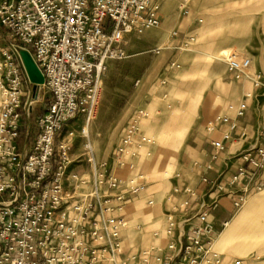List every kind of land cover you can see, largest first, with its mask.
Here are the masks:
<instances>
[{
	"label": "built area",
	"instance_id": "obj_1",
	"mask_svg": "<svg viewBox=\"0 0 264 264\" xmlns=\"http://www.w3.org/2000/svg\"><path fill=\"white\" fill-rule=\"evenodd\" d=\"M162 1L0 0V264H250L246 258L227 260L216 252L215 236L229 223L216 224L212 210L231 184L246 180V188L264 189V127L261 143H250L230 184L214 177V162L197 169L206 188L195 189L185 180L175 184L169 197V243L156 244L160 237L155 231L149 251L129 250L130 240L122 237L126 221L108 215V205L114 198L122 208L131 195L150 185V176L127 186L107 168H99L89 143L90 178L73 174L66 181L71 141L61 143L57 151L59 134L84 116L82 134L88 137L107 74L128 56L127 37L161 27ZM22 50L31 53L45 84L32 83ZM251 62L235 53L226 57L229 72L239 77ZM258 75L254 82L264 96V79ZM229 109L242 117L249 106L244 100ZM155 116L139 110L126 125L117 149L120 164L157 143L142 129V121ZM218 121L206 125L215 155L232 139L229 131L219 129ZM249 137L244 130L242 138ZM108 188L119 192L103 195ZM247 197L245 193L236 199V206ZM126 253L127 261L120 263L118 256Z\"/></svg>",
	"mask_w": 264,
	"mask_h": 264
},
{
	"label": "rangeland",
	"instance_id": "obj_2",
	"mask_svg": "<svg viewBox=\"0 0 264 264\" xmlns=\"http://www.w3.org/2000/svg\"><path fill=\"white\" fill-rule=\"evenodd\" d=\"M192 3L193 1L190 3L184 1L183 9L194 6ZM197 9L205 18V24L213 26V31L209 36L197 39L196 43L195 41L188 43L186 49L184 47L181 50L173 49L164 41L154 43L156 40H145L143 32L146 30L127 37L128 56L107 74L100 108L96 118L92 120L98 124L97 127L92 126L91 130L89 129L92 139L82 134V128L86 125V119L82 116V128L76 129L74 140H69L71 142L67 167L72 162L71 168L82 167L84 176L90 178L92 164L88 161L90 151L87 146L93 143V139L95 141L96 138L99 142V150L96 152L98 161L101 163L106 160L108 162L106 168L110 167L108 172H111L113 159H120L117 149L123 137L124 123L131 121L139 110H148L157 115L153 125L150 124V120H146L145 125L146 134L155 136L157 143L154 147L146 145L133 161L121 159L123 163L118 166L116 173L126 183L130 179L138 181V174L150 176L152 180L145 188H149L151 200L149 202L141 200L142 207L138 206L140 213L136 214L135 222L129 223L127 228L135 230L134 233L137 235L134 238L132 235L127 237L130 240L129 250L135 248L136 252L152 249L154 238L157 237L163 239L164 245L169 243L167 218L173 205L169 197L178 181H188L197 172L203 158L206 124L225 111L230 103L239 100L245 79L254 82L259 77L255 56L262 54L264 49L263 45L256 43V39L258 41L261 37L258 23L264 21V0H202ZM255 23L258 32L256 39L251 36L250 29ZM196 47L198 51L196 56L193 57L194 54L191 58L187 57ZM212 53L218 59L212 60L209 56ZM231 53L252 61L246 73L240 77L239 73H230L228 70L226 57ZM210 64L221 66V73L212 76L201 74ZM204 89L205 98L196 104L195 98ZM209 96H214L216 101H210ZM44 99L42 98L38 105L40 108L44 104ZM208 103L209 107L206 108ZM105 109L106 114L101 118ZM192 109L197 115L194 120L186 121L187 113ZM156 111L159 113L156 114ZM177 127L180 132L176 136L174 131ZM175 137L182 139L178 153L173 157L170 152L173 143L176 142ZM163 171H166L167 184L165 188L162 186L161 190L158 184L162 183L160 172ZM158 173L159 176L156 175ZM144 197L146 195L137 199ZM224 197L225 195L214 205L212 218L216 224L228 222L227 229L230 230L232 215L240 211L247 212L248 204L243 209H238L244 202L236 206L235 200L230 198L225 204V212L219 208ZM217 213L220 214L218 218ZM245 222L248 223L249 220ZM155 231H159L157 237L153 235ZM249 231L254 229L249 228ZM220 237L215 236V244ZM263 247L264 240L256 246L259 251ZM214 249L224 255L221 248L219 250L214 246ZM128 256L129 253H126L125 257L119 255L118 261L123 263L127 261ZM234 256L242 257L229 253L226 259L230 260L235 258Z\"/></svg>",
	"mask_w": 264,
	"mask_h": 264
},
{
	"label": "crops",
	"instance_id": "obj_3",
	"mask_svg": "<svg viewBox=\"0 0 264 264\" xmlns=\"http://www.w3.org/2000/svg\"><path fill=\"white\" fill-rule=\"evenodd\" d=\"M184 1L186 0H163L161 2V9H160V20L162 25L159 28H151L144 31L143 33H145L144 35L145 40H149V39H152L154 41L156 40L154 43H159L164 41L165 43L171 45L173 49L181 50L183 47L184 49H186L185 46L188 43L194 41L196 43L197 39H201L202 37L209 36L213 31V26H211L210 24L209 25L205 24V18L202 17L201 11L197 9V7L199 6L202 0H187L189 3L193 1L192 4L194 6L185 7V9H183ZM199 20H202V22H200ZM258 28H260L259 35H261V37L258 38V41L256 39V35H258V32L256 30L257 29L256 23L250 27V29L252 30L251 36H253V38L256 39V43H258L259 45H263V49H264V21L258 23ZM239 39H241V37ZM240 41L241 40H239V42ZM250 41H252V39H250ZM2 44L3 41L0 40V61L2 58L1 56ZM218 51L221 50L218 49ZM189 53L190 55L187 57L191 58V56H193L194 54L195 55L193 57H195L196 53H198L197 47L192 49ZM213 53H215V51H213ZM213 53L212 55H214ZM210 58H212V60L218 59L217 57H211V56ZM255 58L257 59V65H258L257 72L260 73L262 76H264V52L262 54L255 56ZM204 69L205 71H203L201 74L212 76V75L220 74L222 67L217 64H210L208 67H205ZM238 98L239 100L233 103H237L244 100L248 103L249 109L245 116L238 117L235 112L231 111L229 109V106L230 104L233 103H230L225 111H223L222 113H220V115L213 118V119H219L218 125L221 131H229L232 134V139L227 143L226 150L218 155H215L214 148L209 140V135L206 132V126H205V138L203 140V153H202L203 158L200 161L201 165H207L208 163L214 162L216 164V172L214 174V177L215 178L220 177L221 181L226 182L228 184L231 183L233 175L237 172L238 168L244 164L241 155L246 151L250 143L251 142L253 143L256 142L258 144L261 143V136L264 127V96L262 94V91L256 87L255 82H253L251 79H249L248 81L245 79L244 86L242 87V93L239 95ZM105 111L106 109L102 112L101 118L104 116V114H106ZM156 116L153 118L150 124L152 125L154 124L156 120ZM82 121L83 118L80 117L79 119L69 123L67 127L59 134L57 139V151L60 149L61 143H65L69 140L75 139L76 137L75 131L76 129L79 130L80 128H82ZM128 123L129 121L124 123V131ZM146 123H147L146 120L142 121V129L145 133H146L145 130ZM97 124L98 123L96 122L91 123L93 127L94 126L97 127ZM233 124L236 125L235 128H232ZM244 130L249 131V135H250L249 139L242 138V132ZM71 131H73L74 136L70 135ZM139 153L140 152H138V154ZM95 157L98 162L99 168L101 167L102 169H106L108 162L105 160L100 163L97 159L96 154ZM113 160L114 161L112 162L113 164L110 173L112 175L117 176L116 173L118 171V166L120 165L121 161L120 159L119 160L113 159ZM109 168L107 167V169ZM66 172L68 176L66 181H68L69 177L72 176L73 173L81 176H84L85 173L82 170V167H78V168L70 167V169L67 170ZM200 173H201V169L197 170V172L194 174V177L189 179L187 182L193 188L202 190L207 187V184L201 181ZM143 176H144L143 174H138L137 176L138 181L134 179H130L128 183L126 182L125 183L127 186H133L135 183L137 184V182H139ZM262 176L264 178V171L262 173ZM148 190L149 188L143 189L138 195H131L130 198L127 200V202L123 204L122 208L118 207V204L114 198L110 201L108 207L110 208L111 211L109 212L108 215L122 217L126 221L127 225L122 229L123 238H127L130 237L132 234H135L134 233L135 230L127 229L128 224L135 222L137 217L136 214L140 213L138 206L142 207L141 200L145 199L147 200V202L151 200V195L148 193ZM118 192L119 190H111L109 188L102 190L103 195L109 197H114ZM245 193L248 194L247 200L238 209H243L245 205L248 204L247 207L248 210L247 212L240 211L232 215V219H231L232 228L230 230L233 231V234L238 232L237 234L241 235L242 233L245 234V233L253 232V231H249L250 228V229H254V231H258L259 234L261 231L264 230V189L262 191H253L250 188H246V180L231 184L230 187H228L227 192L223 194L225 195V197L221 199L220 201L221 206L219 208H222L225 211L224 209L226 208L225 204L228 202V200H230V198L236 200L238 198H242L245 195ZM144 195H146V197H144L143 199H137V197H141ZM67 203L70 204L69 201H67ZM216 216L218 218L220 217V214L217 213ZM245 220H249V222L246 223ZM226 229L224 231L227 234L229 230L227 229L228 231H226ZM224 235L225 233L222 232L219 235L221 237L218 240H220ZM84 240L89 242V237L85 236ZM218 240L216 241L215 246H217L219 250L221 248V250L224 252L225 257H227L229 253L233 255L239 254L242 256V257L238 256L239 258L248 259L250 261V264H264V247L261 249V251H259V249L256 248L257 245L251 247H243L240 244L241 241L234 242L232 246H224L217 243L219 242ZM156 244L163 245V239H160ZM258 253L262 255H258Z\"/></svg>",
	"mask_w": 264,
	"mask_h": 264
},
{
	"label": "bare ground",
	"instance_id": "obj_4",
	"mask_svg": "<svg viewBox=\"0 0 264 264\" xmlns=\"http://www.w3.org/2000/svg\"><path fill=\"white\" fill-rule=\"evenodd\" d=\"M190 50H191V48H190ZM210 56L211 57H216L215 55H210ZM202 98H205V89L199 92V95L195 98V103L196 104L199 103L200 100H202ZM209 100L215 102L216 98L214 96H212V97L209 96ZM192 102H194V101H192ZM208 107H209V103H208L206 108H208ZM187 115L188 116L185 118L186 121H188V120L192 121V120H194V117L197 114H196L195 110L192 109L190 112L187 113ZM91 128H92V125L91 124L88 125V137H90L92 139V135L89 133ZM179 132H180L179 128L178 127L175 128L174 133L176 134V136L179 135ZM181 139L182 138L177 137L176 138V142L173 143V146L171 147V152L170 153H171V155L173 157H175L177 155V153H178V150H179V147H180V144H181ZM92 148H93L95 154L99 150V142H98V140L96 138H95V141L93 139ZM71 164H72V162L69 163V166L67 168H69ZM160 173H161L160 174V178H163V179H162V183L158 184V188H160L162 190V186H164V188H165V185L167 184V178H166V171H163V173L162 172H160ZM156 175L159 176V173L156 174ZM237 233L238 232L233 234V231L229 230L227 232V234H225L224 236H222V238L220 240H218L219 242H217V243H219L220 245H224V246H232L234 242L241 241V243L238 242V243L241 244V246H243V247H251V246L257 245L262 240H264V230L261 231L259 234H258V231H253V232H249V233H245V234L242 233L241 235H238ZM136 236L137 235L132 234L131 237L134 238Z\"/></svg>",
	"mask_w": 264,
	"mask_h": 264
},
{
	"label": "water",
	"instance_id": "obj_5",
	"mask_svg": "<svg viewBox=\"0 0 264 264\" xmlns=\"http://www.w3.org/2000/svg\"><path fill=\"white\" fill-rule=\"evenodd\" d=\"M21 55L27 69L28 75L32 83L36 85L45 84V77L32 57L31 53L27 50H22Z\"/></svg>",
	"mask_w": 264,
	"mask_h": 264
}]
</instances>
